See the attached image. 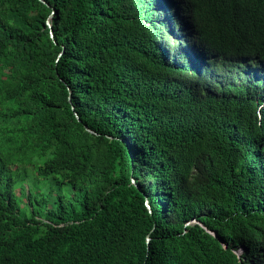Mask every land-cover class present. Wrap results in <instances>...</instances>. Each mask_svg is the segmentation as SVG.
<instances>
[{
  "label": "trees",
  "instance_id": "obj_1",
  "mask_svg": "<svg viewBox=\"0 0 264 264\" xmlns=\"http://www.w3.org/2000/svg\"><path fill=\"white\" fill-rule=\"evenodd\" d=\"M44 1L0 0V264H264V0Z\"/></svg>",
  "mask_w": 264,
  "mask_h": 264
},
{
  "label": "rangeland",
  "instance_id": "obj_2",
  "mask_svg": "<svg viewBox=\"0 0 264 264\" xmlns=\"http://www.w3.org/2000/svg\"><path fill=\"white\" fill-rule=\"evenodd\" d=\"M172 47L175 48V45H172ZM47 188H48V185H45V184L42 183L41 184V188H40L41 193H43V191L47 190ZM57 188H58V186H56V188L54 189V192L55 193L58 192ZM68 189H69V186L68 185H64V186L61 187V190L64 193H67V190Z\"/></svg>",
  "mask_w": 264,
  "mask_h": 264
},
{
  "label": "water",
  "instance_id": "obj_3",
  "mask_svg": "<svg viewBox=\"0 0 264 264\" xmlns=\"http://www.w3.org/2000/svg\"><path fill=\"white\" fill-rule=\"evenodd\" d=\"M42 3H44V4H46V2L44 1V0H40ZM48 25H49V28L51 29V33H52V37H53V28H52V25L50 24V23H48ZM77 117H78V115H77ZM79 121H80V119H79ZM86 130L87 131H89V132H91V133H93V131L92 130H90L89 128H86ZM147 206H148V208L150 209V211H151V208H150V206H149V204H147ZM193 223H197L195 220L194 221H192L191 223H189V224H193ZM214 236H216L215 234H214ZM148 242L150 241V239L148 238V240H147Z\"/></svg>",
  "mask_w": 264,
  "mask_h": 264
}]
</instances>
